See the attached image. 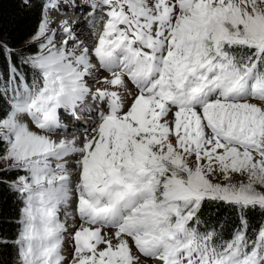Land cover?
Here are the masks:
<instances>
[{
	"label": "snow or ice",
	"instance_id": "1",
	"mask_svg": "<svg viewBox=\"0 0 264 264\" xmlns=\"http://www.w3.org/2000/svg\"><path fill=\"white\" fill-rule=\"evenodd\" d=\"M76 9L91 47L51 27ZM27 48L0 42V264H264V0H42Z\"/></svg>",
	"mask_w": 264,
	"mask_h": 264
},
{
	"label": "trees",
	"instance_id": "2",
	"mask_svg": "<svg viewBox=\"0 0 264 264\" xmlns=\"http://www.w3.org/2000/svg\"><path fill=\"white\" fill-rule=\"evenodd\" d=\"M42 0H33L32 6H25L22 0H0V42L7 43L14 49L27 48L29 38L36 32L41 19ZM6 67L3 56H0V69ZM22 174V173H20ZM16 173L0 172V181L14 179ZM22 202L6 183H0V261L14 259L15 250L11 247L19 230V209ZM223 219L234 220L235 213L221 208ZM253 223L262 219L252 214Z\"/></svg>",
	"mask_w": 264,
	"mask_h": 264
},
{
	"label": "bare ground",
	"instance_id": "3",
	"mask_svg": "<svg viewBox=\"0 0 264 264\" xmlns=\"http://www.w3.org/2000/svg\"><path fill=\"white\" fill-rule=\"evenodd\" d=\"M76 2H77V0H76ZM81 2L82 1H79V2H77V4L78 3L81 4ZM61 7H62V5H61ZM49 15L53 18V23L51 25V27H53V28H55L57 26L56 22L59 21V20H61V19H69V20H78V21H80L79 25L76 28V31L78 33H81L80 39L85 40L86 43L90 47L94 45L95 40L93 38H91V36H90V29L84 23V17L81 16L80 9H76V15L75 16L70 14V16H74L75 18L67 17L65 15H68V14H65V13L61 14V13H58L56 11L51 12V14H49ZM58 39H59V37H58ZM53 135H54V138H61V137H63V138L71 139L74 136H77V137H81L82 138V135L83 134L80 131H72V130H69V131H63L61 133H54ZM64 211L65 210H62L61 215H60V219H61L62 222H66L67 225H68V227H69V229H70V231L68 232V234L65 235V247L66 246L68 247V245L70 244L68 242V240H71V234H70L71 233V229L77 228V226H76V220H75L76 217H75V204H74V202L66 210L69 213L68 216H65L63 214ZM63 254L66 255L65 253H63Z\"/></svg>",
	"mask_w": 264,
	"mask_h": 264
},
{
	"label": "rangeland",
	"instance_id": "4",
	"mask_svg": "<svg viewBox=\"0 0 264 264\" xmlns=\"http://www.w3.org/2000/svg\"><path fill=\"white\" fill-rule=\"evenodd\" d=\"M79 1H82V0H77V2H79ZM76 2V3H77ZM82 3V2H81ZM78 4H80V3H78ZM62 7H63V5H62ZM51 12H53V11H50L48 14H51ZM4 167V165H3V162H0V168H3ZM76 226H77V228L80 226V222L78 221V219H77V217H76ZM72 230H74V229H71V231ZM68 233H66L65 235H67ZM71 234V233H70ZM68 242L70 243L69 245H68V247L66 246H64V248H65V250H64V253L66 254L65 256L66 257H68V258H70V255H71V252H72V240H68Z\"/></svg>",
	"mask_w": 264,
	"mask_h": 264
}]
</instances>
